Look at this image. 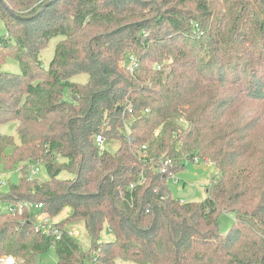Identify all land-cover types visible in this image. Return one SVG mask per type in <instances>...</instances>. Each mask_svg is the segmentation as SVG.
Masks as SVG:
<instances>
[{
  "label": "trees",
  "instance_id": "16d2710c",
  "mask_svg": "<svg viewBox=\"0 0 264 264\" xmlns=\"http://www.w3.org/2000/svg\"><path fill=\"white\" fill-rule=\"evenodd\" d=\"M48 1L4 0L25 20L0 7V68L20 65L0 70V125L17 136L0 132V165L21 166L0 202L42 203L38 213L51 217L68 210L58 225L82 224L90 244L41 233L34 212L1 210L0 255L36 264L54 248L57 264H264V0L42 8ZM55 36L64 38L44 67L40 52ZM80 73L86 82L72 79ZM96 135L116 150L100 149ZM204 157L216 168L206 197H173L168 176ZM37 163L48 179L28 178ZM141 171L145 181L130 188ZM222 212L234 217L226 232ZM104 229L112 237L100 241Z\"/></svg>",
  "mask_w": 264,
  "mask_h": 264
},
{
  "label": "rangeland",
  "instance_id": "374dc122",
  "mask_svg": "<svg viewBox=\"0 0 264 264\" xmlns=\"http://www.w3.org/2000/svg\"><path fill=\"white\" fill-rule=\"evenodd\" d=\"M220 7L219 3H215L213 6V10H216ZM6 26L4 21L0 18V35L6 33ZM63 36H55L52 37L47 43L46 47L40 52V60L44 67H48L55 50L56 44L62 40ZM1 71L19 73L20 65L17 60L14 58H8L1 66ZM72 79L76 82L84 83L88 79V75L86 73H80L72 77ZM0 132L8 135H12L17 141L16 130L14 124H2L0 125ZM105 148L110 151H114L117 148V145L113 142L104 143ZM206 158V157H204ZM208 159V158H206ZM209 160V159H208ZM186 167L176 173L174 178L170 177L167 180V186L169 187L171 194L173 197L178 198L183 201L189 202H199L202 201L206 197V188L213 181V178L216 174V168L209 160V164H205L204 162H191L187 161ZM21 166H17L15 169L11 171H5L3 167L0 165V190L3 192L8 191L10 184H15L19 181L21 176L20 169ZM62 177L66 175L61 173ZM37 179L46 180L48 179V173L44 166L40 165V172L36 176ZM178 178V180H176ZM32 212L35 215L38 214L37 209H33ZM66 210H64L59 216L54 217L55 220L60 221L61 219H65L67 216ZM234 217L231 213L222 212L219 215V229L222 232H226L232 225ZM78 236L77 238L80 241L82 249L87 250L90 244L89 237L87 236L84 226L82 224L77 225ZM112 234L104 229L100 234L101 240H109L111 239ZM36 264H57V256L54 248H51L49 251L38 254L35 258ZM115 264H135L132 261L116 259Z\"/></svg>",
  "mask_w": 264,
  "mask_h": 264
},
{
  "label": "built area",
  "instance_id": "2783aa9c",
  "mask_svg": "<svg viewBox=\"0 0 264 264\" xmlns=\"http://www.w3.org/2000/svg\"><path fill=\"white\" fill-rule=\"evenodd\" d=\"M135 62L134 57H131L128 61H123L122 65H127L128 69H132L133 64ZM96 142L99 145L100 149H104V140L101 135H96ZM138 155L142 160L147 158V146L144 144L138 149ZM170 161L168 159L165 160L164 164L160 167V172L165 173L167 169V163ZM194 162L199 163V159L196 158ZM202 162L205 164H209V160L206 158L202 159ZM40 172V164H32L28 168V178L30 180L36 178L37 174ZM175 174H171L168 178H174ZM178 180V178H176ZM145 181V176L141 171L136 182L130 184V188H133L135 185L142 183ZM43 207L42 203H34L28 201H18V202H0V211H6L9 213H21L23 211H28L29 213H33V209H37L38 211ZM59 221L55 220L54 217H51L47 213L39 212L34 220V225L36 230L41 233L52 236L55 240H58L62 237L63 234H66L69 237H77L78 229L77 225H65L63 227L59 226ZM0 264H24L22 260L10 254H2L0 255Z\"/></svg>",
  "mask_w": 264,
  "mask_h": 264
},
{
  "label": "water",
  "instance_id": "95a60500",
  "mask_svg": "<svg viewBox=\"0 0 264 264\" xmlns=\"http://www.w3.org/2000/svg\"><path fill=\"white\" fill-rule=\"evenodd\" d=\"M51 1H54V0H49L48 2H46L43 5L42 8H45ZM0 7H2L11 17H14L16 19L25 20V19H28L29 18V17H23V16H20V15H17L14 12H12L11 9L6 5V3L4 2V0H0Z\"/></svg>",
  "mask_w": 264,
  "mask_h": 264
},
{
  "label": "crops",
  "instance_id": "0c3cea01",
  "mask_svg": "<svg viewBox=\"0 0 264 264\" xmlns=\"http://www.w3.org/2000/svg\"><path fill=\"white\" fill-rule=\"evenodd\" d=\"M68 212V210H66ZM112 237V236H111Z\"/></svg>",
  "mask_w": 264,
  "mask_h": 264
}]
</instances>
